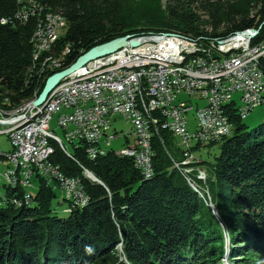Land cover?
<instances>
[{"label": "trees", "instance_id": "trees-1", "mask_svg": "<svg viewBox=\"0 0 264 264\" xmlns=\"http://www.w3.org/2000/svg\"><path fill=\"white\" fill-rule=\"evenodd\" d=\"M26 2L0 0L4 110L34 100L50 76L116 37L178 31L196 39H223L260 26L264 36V0H168L167 12L158 0H38L66 26L52 47L36 57V32L46 12L33 15ZM22 9L27 18L17 17ZM237 110H227L232 134L203 144H220L213 174L205 169L206 181L198 178L197 168L204 169L200 159L186 174L182 148L161 125L153 134L154 173L146 178L133 157L115 148L91 158L85 141L64 150L50 138L52 163L64 175L81 178L90 200L60 217L52 207L55 188L44 177L36 174L38 186L29 204L23 202L25 188L3 185L0 264H264V123L249 129ZM199 145H193V152ZM206 187L228 226L230 244L208 204Z\"/></svg>", "mask_w": 264, "mask_h": 264}, {"label": "built area", "instance_id": "built-area-1", "mask_svg": "<svg viewBox=\"0 0 264 264\" xmlns=\"http://www.w3.org/2000/svg\"><path fill=\"white\" fill-rule=\"evenodd\" d=\"M27 15L28 11L17 17ZM53 22L50 19V24ZM261 28L249 27L248 32L216 42L195 40V45L150 33L155 40L129 44L90 61L63 78L43 104L7 110L0 134L6 133L12 144L11 163H0L24 188L34 186L37 174L61 193H68V199L79 204L90 200L82 179L64 175L50 159L54 152L50 138L68 149L63 138L51 130L50 122L56 115L66 140L70 144L85 141L91 158L113 148V140L125 137L127 143L121 149H127L131 157L132 152H139L134 163L142 174L154 172L155 127L168 129V123H178V131L171 132L183 150L184 171L191 173L194 167L189 165L198 161L193 152L196 142H217L232 134L234 126H230L227 107H237L240 117L247 118L255 107L264 104ZM56 38L60 34L49 33L46 26L45 50ZM129 52H136V59L127 60ZM173 60H182V67H173ZM182 93L189 99L181 100ZM33 112H40L36 127L13 133L12 124L28 119ZM117 116L132 124L131 131L120 135L113 131V138H102L103 130H113ZM218 118H225V125H218ZM131 137L135 139L133 144ZM197 170L198 177L207 176L205 169Z\"/></svg>", "mask_w": 264, "mask_h": 264}, {"label": "rangeland", "instance_id": "rangeland-1", "mask_svg": "<svg viewBox=\"0 0 264 264\" xmlns=\"http://www.w3.org/2000/svg\"><path fill=\"white\" fill-rule=\"evenodd\" d=\"M167 2H168V0H158V6L162 12H167ZM32 7H33V9H35L34 6H32ZM23 9L21 10V14L25 13V11ZM43 11H45V10H43ZM65 26H66V23H65ZM65 26L63 25V27L61 29L60 28L58 29L60 36L64 33ZM169 32L171 34L173 32V34H174V32H178V31H168V32H164V33H155V34L156 35H163V34L169 35L170 34ZM138 35H142V34H138ZM180 98H181V100L182 99L188 100L189 96L185 93H182L180 95ZM192 101L194 103L196 102V100H194V99H192ZM15 109H17V108H15ZM12 110H14V109H12ZM0 111L7 112V110H4L2 108H0ZM245 122L248 125L249 129H253V128L257 127L258 125H260L261 123H264V104L255 107V109H253V111H251L250 115L245 119ZM50 126H51V130H53L57 135L62 137L63 140L65 141V143L67 144V146L69 148H71V144L66 140V137H65V134H64L62 128L60 126H58V124H57V116L56 115H54L53 119L51 120ZM131 128H132V124L130 122H127V120L124 119V117H122V116H118L117 119L113 120L112 129H113V131H116V134L120 135L123 133H127V132L131 131ZM106 136L111 137L112 131H108ZM178 141H179V139L176 137V142H178ZM134 142H135L134 137H131L130 143L133 144ZM126 143H127V139L125 137H121L119 139L117 138V139L113 140L111 142V146L113 148H115L118 152H120L121 150H123L121 148L124 147V145H126ZM0 148H1L3 154H8V153L12 152V144H11V142L8 138V135L6 133L0 134ZM194 152H195L197 158L202 161L201 165L204 166V169H207L209 173L213 174L211 163L215 161V156L218 155L220 152V144L219 143H216L214 145H203V144H201V145H199L198 148L194 149ZM4 163L7 164V160H4ZM198 178L203 179L205 181L207 179V178H202V177H198ZM37 186H38V181L35 179L34 180V186L29 191V193L31 195L33 194L32 191L35 192L37 190ZM55 193H56L57 197H55L53 202H52V207L54 209V212L60 217H66L68 215V213H66L64 210H67L66 208H68L70 204L68 205V202H64L62 204H59L58 203L59 200L61 201L64 198L63 194L61 193V191L59 189H55ZM206 193H207V197H208V204L211 206V209H212L214 215H216V217L218 218V221H219L223 231L225 232L227 243L230 244L228 226L220 219L216 205L213 203L210 190L207 187H206ZM0 198H1V192H0ZM241 244H242V242L238 243V245H241ZM228 256H229V252L225 255V259H224V261L227 263L229 262Z\"/></svg>", "mask_w": 264, "mask_h": 264}, {"label": "bare ground", "instance_id": "bare-ground-1", "mask_svg": "<svg viewBox=\"0 0 264 264\" xmlns=\"http://www.w3.org/2000/svg\"><path fill=\"white\" fill-rule=\"evenodd\" d=\"M25 1H27L26 5L27 4H31L32 6H34L35 9H33V13L35 12V10L43 11V9L39 6L38 0H25ZM45 12L47 13V17L41 16L42 18L43 17L45 18V22L44 23L40 22L41 24H39L38 30L36 32V40H37V42H36V48H37L36 57L39 56V53H41L42 51L45 50V47H43V45L45 43L46 26H49V33H53V34H59L58 29L59 28L61 29L63 27V25L65 26V21H64V19L61 16H58V15H55V14H52V13H48L47 11H45ZM50 19H54V22L51 23V24H50ZM239 32H248V29L243 30V31H239ZM239 32H236L233 35H231V36H229L227 38H223V39H229V38L237 37ZM169 35H170V37L172 39H174L176 41H185L186 45H195V40H207L208 42H216L217 40H222V39H211V38L196 39V38H194L192 36L185 35V34H183L181 32H174V34L172 32V34L170 33ZM56 39H58V38H56ZM56 39H54V41ZM46 59H49V58L47 57ZM134 59H136V52L127 53V60H134ZM53 63H54L55 66L58 65L57 61L53 60ZM173 67H182V60H173ZM51 68H52V66H51ZM56 68H58V67H56ZM32 105H33V100L23 104L21 107H19L17 109L23 108L25 106H32ZM228 108H230V107H227V110H228ZM6 117H7V112L0 111V123H6ZM242 119H246V118H242ZM39 120H40V112L30 113L28 119H22L19 123L12 124V132L13 133H26L31 127H36L37 121H39ZM218 125H225V118H218ZM230 126H233L231 121H230ZM169 130L170 131H178V123H168V131ZM108 131H112V136L111 137H107L106 136ZM105 137L106 138H113V130H103L102 131V138H105ZM111 149L112 148H110V150ZM10 153H12V152H10ZM10 153L3 154L2 150L0 148V162L3 163V164H6V163H4V160H7V164H10L11 163V154ZM118 153L121 154V155H127V149H123V150H121ZM132 157L134 159H139V152H132ZM1 163H0V189L2 188L3 185L4 186L8 185V186H12V187L22 186L17 180H14L13 178L10 177V174L7 171V167L5 165H2ZM153 173L154 172H146L143 175L146 178V177L152 176ZM202 178H207V176L202 177ZM25 190L27 191V193L24 195V197L27 198L28 202H26L24 199H23V202L26 203V204H29V203L32 202V195L29 193V191L31 189L30 188H25ZM62 194L64 195V199H66L67 202L70 204L69 207L67 208L68 213H70L73 210L74 207H78V206L79 207H83L89 202V200H87L85 204H79L74 199H68V193H62ZM21 203H22V201H18V205H21Z\"/></svg>", "mask_w": 264, "mask_h": 264}, {"label": "water", "instance_id": "water-1", "mask_svg": "<svg viewBox=\"0 0 264 264\" xmlns=\"http://www.w3.org/2000/svg\"><path fill=\"white\" fill-rule=\"evenodd\" d=\"M156 37L150 34H142V35H125L116 37L107 42L95 45L84 54H82L73 64L69 67L56 72L52 76L47 79L45 87L42 92L39 94L37 98L33 100L34 105H41L45 102L46 98L50 94V92L59 84V82L65 78L66 76L72 74L74 71L82 68L84 65L89 63L90 61L102 57L104 55H108L113 53L126 45H139L145 41L155 40ZM86 174L91 179L103 184L101 180H99L91 171L86 170ZM193 186V185H192Z\"/></svg>", "mask_w": 264, "mask_h": 264}, {"label": "crops", "instance_id": "crops-1", "mask_svg": "<svg viewBox=\"0 0 264 264\" xmlns=\"http://www.w3.org/2000/svg\"><path fill=\"white\" fill-rule=\"evenodd\" d=\"M118 117V116H117ZM117 117H115V119H117Z\"/></svg>", "mask_w": 264, "mask_h": 264}]
</instances>
